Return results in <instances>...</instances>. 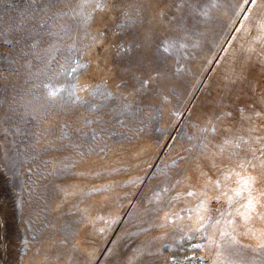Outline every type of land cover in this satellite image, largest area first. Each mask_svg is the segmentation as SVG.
I'll use <instances>...</instances> for the list:
<instances>
[{
  "label": "rangeland",
  "instance_id": "374dc122",
  "mask_svg": "<svg viewBox=\"0 0 264 264\" xmlns=\"http://www.w3.org/2000/svg\"><path fill=\"white\" fill-rule=\"evenodd\" d=\"M243 106L258 131L264 0H0V264H170L175 228L174 251L202 246L205 168ZM171 197L194 219L160 218ZM233 246L215 263L246 264Z\"/></svg>",
  "mask_w": 264,
  "mask_h": 264
},
{
  "label": "bare ground",
  "instance_id": "6f19581e",
  "mask_svg": "<svg viewBox=\"0 0 264 264\" xmlns=\"http://www.w3.org/2000/svg\"><path fill=\"white\" fill-rule=\"evenodd\" d=\"M256 112H257V117L259 118L260 113L258 112V110ZM239 117H240L239 122L237 124L238 125L237 138L235 140L226 139L225 141H223L221 146L222 148L221 155L216 158V160L219 162V165L214 166L212 163L213 160L209 162L205 160L207 162L205 168L206 179H205L204 195H202L203 197H205V200H203L204 203L197 205L198 208H196V210L200 209L199 210L200 212L203 210L207 212V216H206L208 219L207 221L210 223L208 224L206 230V232L208 233L206 242L205 243L202 242L203 243L202 246L199 245L198 243H194L193 245L192 243H188L186 245H183L179 250L174 251L173 250V243L175 240L174 237H177L179 233L182 232L181 229L175 228L176 226L173 227L175 228L173 230L169 228L171 230V234L169 237L163 240L158 239L160 241L156 239L154 242V248H157L163 242L166 241L171 242L172 247L168 250L170 264H176V263L197 264L198 263L197 260H203L208 254L210 255V260H209L210 262L207 261V263L205 262V264H216L215 263L217 258L216 254L218 252H223L224 250L226 251L227 249H230V254L233 255L235 252V247H237V246H233V244L236 245L237 243H241L246 247L245 248L246 250L244 249L241 251L240 259L243 262H245L246 264H249L248 262H250V264H264V209L256 208V204H257L256 195H259L260 192L264 191V181L259 183L261 177L264 175V145L260 144L261 141L263 140L262 130L264 128V125L259 124L262 126L258 128V131L257 130H256L257 132L253 131L254 128L251 127L249 123H247L245 106H243V109L240 110ZM240 152H242L245 155H240ZM242 164L244 165L248 164V166L243 167ZM176 175H177V171H172L167 174V180L169 182H168V186L165 187L167 188L166 193L173 189L176 190L177 187L180 188L182 186L181 188H183V183H186L182 181L181 183L175 185L173 183L174 180L172 179ZM244 180H249V183L245 184ZM185 196L194 197L193 200L194 201L196 200L197 202L198 200H200L198 198L199 196L198 192L192 193V195H189V193L185 192L183 195H181V198ZM250 198L252 199L254 209L245 207V205L247 204ZM212 200H218L222 202L223 206L219 208V210H217L219 214H217V212L214 211L213 209L214 204H212ZM174 201L176 206L169 205L170 207H165L162 210L161 216L159 215L160 218L167 216L168 215L167 213L171 215L177 214L176 210L179 208L177 206L181 205L182 207H184L183 202H181L180 198L171 197V200L169 202L172 203ZM165 205H168V202H166ZM188 207L189 208L186 213H183L181 215L177 214L175 217H173L174 219L171 221L172 226L174 222L177 224L178 223L182 224L189 218L194 219L196 215V211L193 207V203H190ZM157 209L159 210V208ZM217 224L220 227L216 231ZM232 235L233 238L229 239L230 236ZM243 236H252V238L254 237L256 243L253 242L245 243L244 241H242ZM212 240L215 241V245H214V249L211 252L210 250H208L207 247H209V243H211ZM227 241H229L231 248L228 247ZM157 251H159V249ZM162 251L159 253V257L153 260L154 264H162V262L164 261V259L162 258L163 256ZM208 251H210L211 253ZM258 255L260 258L257 257ZM257 258L259 259V262L253 263L255 262L254 260ZM225 264H228V262H226Z\"/></svg>",
  "mask_w": 264,
  "mask_h": 264
},
{
  "label": "snow or ice",
  "instance_id": "6c2138e0",
  "mask_svg": "<svg viewBox=\"0 0 264 264\" xmlns=\"http://www.w3.org/2000/svg\"><path fill=\"white\" fill-rule=\"evenodd\" d=\"M253 2H254V0H253ZM244 183L245 184H248L249 183V180H244ZM189 195H192V193H189ZM245 207L250 208V209H254V205H253V202H252V199L251 198L248 200V202L245 205Z\"/></svg>",
  "mask_w": 264,
  "mask_h": 264
}]
</instances>
